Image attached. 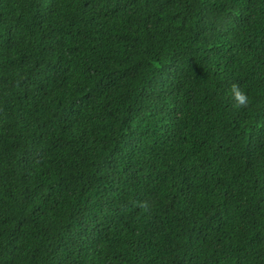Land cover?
<instances>
[{
    "label": "trees",
    "instance_id": "16d2710c",
    "mask_svg": "<svg viewBox=\"0 0 264 264\" xmlns=\"http://www.w3.org/2000/svg\"><path fill=\"white\" fill-rule=\"evenodd\" d=\"M0 264H264V0H0Z\"/></svg>",
    "mask_w": 264,
    "mask_h": 264
},
{
    "label": "clouds",
    "instance_id": "9594fccd",
    "mask_svg": "<svg viewBox=\"0 0 264 264\" xmlns=\"http://www.w3.org/2000/svg\"><path fill=\"white\" fill-rule=\"evenodd\" d=\"M230 95L234 101V107L238 109L249 107V98L238 83H233L231 85ZM141 207H145V205L142 204Z\"/></svg>",
    "mask_w": 264,
    "mask_h": 264
}]
</instances>
